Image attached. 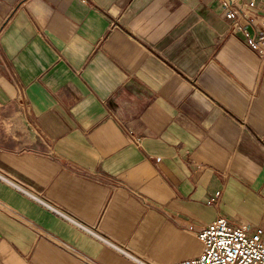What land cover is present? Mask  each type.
<instances>
[{"label": "crops", "instance_id": "obj_1", "mask_svg": "<svg viewBox=\"0 0 264 264\" xmlns=\"http://www.w3.org/2000/svg\"><path fill=\"white\" fill-rule=\"evenodd\" d=\"M0 173L154 264L218 215L264 229V62L219 0H0ZM0 264H139L0 178Z\"/></svg>", "mask_w": 264, "mask_h": 264}, {"label": "built area", "instance_id": "obj_2", "mask_svg": "<svg viewBox=\"0 0 264 264\" xmlns=\"http://www.w3.org/2000/svg\"><path fill=\"white\" fill-rule=\"evenodd\" d=\"M219 1L230 28L244 34L248 44L264 62V0ZM0 178L41 202L48 210L70 225L113 247L126 258L139 264H154L110 241L96 228L82 222L41 195L27 190L2 173ZM196 237L203 244L201 254L177 264H264V229L262 227H253L246 223L234 225L224 216L218 215L209 224L201 226L196 232Z\"/></svg>", "mask_w": 264, "mask_h": 264}]
</instances>
